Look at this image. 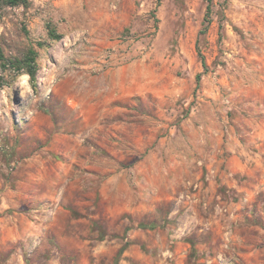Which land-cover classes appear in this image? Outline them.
Returning <instances> with one entry per match:
<instances>
[{
	"label": "rangeland",
	"instance_id": "374dc122",
	"mask_svg": "<svg viewBox=\"0 0 264 264\" xmlns=\"http://www.w3.org/2000/svg\"><path fill=\"white\" fill-rule=\"evenodd\" d=\"M9 1L0 264H264V0Z\"/></svg>",
	"mask_w": 264,
	"mask_h": 264
},
{
	"label": "trees",
	"instance_id": "16d2710c",
	"mask_svg": "<svg viewBox=\"0 0 264 264\" xmlns=\"http://www.w3.org/2000/svg\"><path fill=\"white\" fill-rule=\"evenodd\" d=\"M207 1H208V13H207L206 16H208L210 11H211V7L210 6H211V3H212V0H207ZM9 3L12 4V5H19V4H24L25 5V4L28 3V1L27 0H10ZM0 6H1V0H0ZM52 36H54L55 38L58 37L57 35H55V32H52ZM31 54L35 55L34 52H31ZM27 60L31 61L30 59H27ZM203 64L205 66V62L204 61H203ZM29 75H30L31 79L33 81H35L36 75H37L36 71H29ZM199 79H200V76H198V82H199Z\"/></svg>",
	"mask_w": 264,
	"mask_h": 264
}]
</instances>
